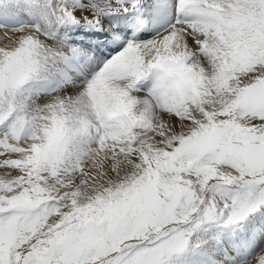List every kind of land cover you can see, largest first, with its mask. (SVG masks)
<instances>
[{
  "label": "snow or ice",
  "instance_id": "1",
  "mask_svg": "<svg viewBox=\"0 0 264 264\" xmlns=\"http://www.w3.org/2000/svg\"><path fill=\"white\" fill-rule=\"evenodd\" d=\"M140 2L53 7L99 29ZM62 52L38 30L0 35V264H168L193 226L264 206V0H178L169 31L34 114L24 86ZM149 72L159 83L137 100ZM239 264H264V244Z\"/></svg>",
  "mask_w": 264,
  "mask_h": 264
},
{
  "label": "rangeland",
  "instance_id": "2",
  "mask_svg": "<svg viewBox=\"0 0 264 264\" xmlns=\"http://www.w3.org/2000/svg\"><path fill=\"white\" fill-rule=\"evenodd\" d=\"M56 3H57V0H21L22 7L20 9L22 11H20V9L10 11L6 6L0 5V25L1 26L3 25L2 27H8L10 29H13L15 27H18V28L26 27L30 31H33V29L38 30L41 37H47L51 40L53 38L54 33L53 34L51 33V30L48 27V25L53 26L54 24L53 21L57 19V15L55 14L56 11H55V8L53 7L54 4ZM10 13L15 14V16L17 17L11 15ZM21 19L23 20L21 21ZM23 21L26 22L24 24H27V26L25 25L23 26ZM30 24H32L31 28H30ZM43 26L46 29H43ZM53 27L56 28L59 26L54 25ZM47 31H50V32H47ZM47 33H51V35L46 36ZM152 34L153 32L151 33V35ZM52 40L56 42H60L57 40V37L56 38L54 37V39ZM61 42L59 44L57 43L58 47L63 48V52L59 55L60 56L59 62H57L59 56L54 57L52 60V63L46 68L45 72L39 75L38 77H36L38 79L35 78L24 86L25 89L23 90L28 91L30 89V93L26 91H22L21 93L23 97H21L22 99L20 98V103L23 105L25 109H28L34 114H39L43 112L47 107L51 106L56 100H58L61 97L59 96V94L63 95L61 99L66 98V97L71 98V97L79 96L80 93L82 92L81 90L85 88L86 83L90 81L93 78L94 74H96V72H98L102 68L99 66L93 67V66H96L97 64L89 65L88 68L93 67L92 72H90L91 77L88 78V77L83 76L85 78L84 79L78 73L76 68L68 62V59L66 61H62V59H66L68 56H70L71 50H69L70 48L65 47L68 44L67 42H64V41H61ZM123 48L125 47H121L120 51L123 50ZM66 49L68 51H66ZM60 60H61V63H60ZM56 62L60 63L59 67L63 68L62 70L59 69V67L55 65ZM69 65L73 67L72 70H70ZM52 66H53V69H52ZM135 88L138 89V87H135ZM43 89L44 91H41ZM60 91L62 92V94ZM31 92L33 94H31ZM151 92L152 91H148L147 93L146 92L140 93L141 95L138 93H136L137 95H135L134 93L133 95H134V98H136L137 100H142V99H145V97H147ZM56 95L58 96V98H56L57 97ZM22 100H23V103H22ZM263 211H264V206H262L256 213L250 214L245 220L241 221L240 223L236 225L225 226L223 221H209V222L200 224L199 227L193 226V229L190 230V235H187L185 237L188 243L185 245L182 251L176 252L171 257H169L168 264H223V263L229 264L227 263L226 260L228 259L232 251V248H233L232 245L234 241H236L235 239L236 236L240 234V231L242 229L250 233L251 230H246V227L249 226V224L252 227L259 226L261 223L256 218L259 212L262 213ZM246 236L251 237L252 234L251 235L248 234ZM258 243L264 244V237H262ZM208 251H209V254H208ZM217 258L219 259V261L217 260Z\"/></svg>",
  "mask_w": 264,
  "mask_h": 264
},
{
  "label": "bare ground",
  "instance_id": "3",
  "mask_svg": "<svg viewBox=\"0 0 264 264\" xmlns=\"http://www.w3.org/2000/svg\"><path fill=\"white\" fill-rule=\"evenodd\" d=\"M50 3V2H49ZM178 0H141L140 2V6H139V11L136 13H131L132 14V18L130 19V21L128 20V13L127 14H113L111 16H106L104 17V19L106 21H108L109 23L105 25L104 28H94V27H83V26H78L76 24H71V23H66V22H58V17L57 19H55L53 22V26H59V27H53V26H49L51 30V33L53 34H58L59 38H61L62 40H70L69 38H74L76 39V41L73 42V45H69V46H65L67 48H70L69 50H71V54L70 56H68L66 59H62V61H66L68 59V62L70 64L71 63V58H75L78 60V62L80 64H82L87 70L88 72H92L93 67H103L104 63H106L109 59H111L114 55H116V53L118 51H120L121 47H119L117 50L116 49H111L109 52H107L106 50L102 49L103 46L108 47L112 46L113 43H120L122 42L125 38L129 40V42L132 43H137V44H142L148 41H151L153 39H156L157 37H159L162 33H166L167 31H169L174 22H175V15H176V6H177ZM55 5V4H54ZM47 6V5H46ZM11 11V10H10ZM20 11H22L20 9ZM11 14V13H10ZM24 14V13H23ZM27 14V13H26ZM56 14V13H55ZM13 16H15V14H11ZM48 16V15H47ZM17 17V16H15ZM19 17V15H18ZM23 17V16H22ZM33 18V17H32ZM24 19V18H23ZM21 19V21L23 20ZM50 19V18H49ZM18 20V19H17ZM15 21V20H14ZM19 21V22H21ZM56 21V22H55ZM35 22V21H34ZM18 23V22H17ZM25 21H23V26H27V24ZM57 23V24H56ZM20 24V23H19ZM3 26V25H2ZM0 25V35L2 34H8L11 35L12 33H14L17 30H28L26 27H15L13 29H10L8 27H2ZM32 27V24H30V28ZM63 30H62V28ZM111 27L112 29H116L118 30L116 32V36H119V39H116L113 34L111 32H106V28ZM130 28V30L127 32L126 29ZM43 29H46L43 26ZM32 30V29H31ZM34 30V29H33ZM143 30V34L140 35V33L138 31ZM76 31V32H75ZM83 31V32H81ZM50 32V31H47ZM153 32V34L151 35V33ZM100 34L99 37H96L95 34ZM51 35V34H50ZM107 35L108 39H102L104 38V36ZM56 38V37H55ZM53 39V38H52ZM51 39V40H52ZM54 41V40H53ZM82 42H86L88 44H91L93 47H96L97 51L103 50L105 52H107L109 55V57L106 59L105 57H102L101 55H95V52H92L91 49L88 48V46H84L82 44ZM126 42V43H129ZM58 44L60 42H57ZM62 43V42H61ZM61 45V44H60ZM127 44H124L122 47H126ZM65 49V48H64ZM66 51H68L66 49ZM106 53V54H107ZM66 55V54H64ZM63 55V56H64ZM68 55V54H67ZM99 59V63H93V61H96L97 58ZM58 58V57H57ZM70 58V59H69ZM60 56L58 58L59 62ZM55 63L56 66L59 67L60 63ZM64 64V62H63ZM62 64V65H63ZM91 64H97L96 66H93L91 68H88L89 65ZM67 65V64H65ZM73 65V64H72ZM55 66V67H56ZM64 66V65H63ZM70 66V65H69ZM74 66V65H73ZM57 67V68H58ZM56 68V69H57ZM70 70H72V66L69 67ZM50 69V68H49ZM53 69V66H52ZM59 69H63L60 68ZM75 70V69H74ZM73 70V71H74ZM77 70V69H76ZM54 71V70H53ZM59 71V70H58ZM67 71V70H66ZM78 71V70H77ZM70 72V71H69ZM79 73V72H78ZM64 74V73H63ZM69 74V73H68ZM71 74V73H70ZM80 74V73H79ZM81 75V74H80ZM95 75V74H94ZM59 76V75H58ZM82 76V75H81ZM57 77V76H56ZM68 77V76H67ZM83 77V76H82ZM145 77L148 78V82L146 84H144L143 86H140L139 83L141 81H143L145 79ZM84 78V77H83ZM38 79V78H36ZM85 79V78H84ZM83 81V80H82ZM140 82H138V84L136 85V87H138V89H134L133 93H135V95H137L136 93L140 94V93H144V92H148V91H153L157 84L159 83V76L157 73L155 72H149L148 74H146ZM78 83V82H77ZM69 84V83H68ZM74 85V84H72ZM140 86V88H139ZM31 87V86H30ZM25 89V88H24ZM61 89V88H60ZM26 91V90H23ZM41 91H44L41 90ZM62 91V90H61ZM60 91V92H61ZM82 91V90H81ZM26 92L30 93V89ZM37 92V91H36ZM56 93V92H55ZM59 93V92H58ZM65 93V92H64ZM70 93V92H69ZM78 93V92H77ZM145 93V94H146ZM31 94H33L31 92ZM49 94V93H48ZM62 94V92H61ZM24 95V94H23ZM26 95V94H25ZM44 95V94H43ZM58 95V94H57ZM56 95V96H57ZM141 95V94H140ZM144 95V94H143ZM59 96H63L60 95ZM134 96V95H133ZM139 96V95H138ZM21 97H23L21 95ZM20 97V98H21ZM55 97V96H54ZM61 97L59 99H61ZM69 97V96H68ZM145 97V96H144ZM58 98V96L56 97ZM146 98V97H145ZM22 99V98H21ZM25 99V97H24ZM51 99V98H50ZM63 99V98H62ZM142 99V98H141ZM35 100V99H34ZM55 100V98H54ZM143 100V99H142ZM52 102V101H51ZM23 103V100H22ZM33 103V102H32ZM34 105V104H33ZM32 105V106H33ZM258 221H260V225L259 226H255L252 227L247 226L246 230H251L250 233L246 232L245 230H241L240 234L238 236H236V241H234L233 243V248L232 251L228 257V259L226 260L227 263L229 264H239V260H240V254L241 252L245 249V246L249 244V242L252 243H258L259 240L264 237V211L262 213L259 212L257 218ZM256 220V221H257ZM246 225V224H245ZM248 225V224H247ZM245 229V228H244ZM217 231V230H216ZM239 231V230H238ZM248 234H252L251 237H247L246 235ZM230 235V234H229ZM235 236V234H234ZM207 241V240H206ZM210 246V245H209ZM212 246V245H211ZM210 248V247H209ZM227 248V247H226ZM212 250V249H211ZM219 250V249H218ZM203 252V251H202ZM194 254V253H193ZM209 254V251H208ZM211 254V253H210ZM213 254V253H212ZM219 255V254H218ZM209 256V255H208ZM222 256V255H221ZM212 257V256H211ZM220 257V256H219ZM200 260V259H199ZM214 260V259H213ZM217 260L219 261V259L217 258ZM223 260V259H222ZM224 264V263H223Z\"/></svg>",
  "mask_w": 264,
  "mask_h": 264
}]
</instances>
